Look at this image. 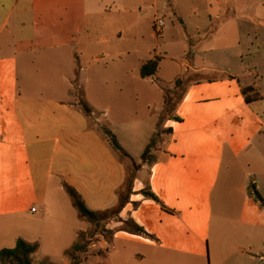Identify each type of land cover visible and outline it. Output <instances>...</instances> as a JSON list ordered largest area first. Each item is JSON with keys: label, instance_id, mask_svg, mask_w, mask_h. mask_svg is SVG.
Instances as JSON below:
<instances>
[{"label": "crops", "instance_id": "0c3cea01", "mask_svg": "<svg viewBox=\"0 0 264 264\" xmlns=\"http://www.w3.org/2000/svg\"><path fill=\"white\" fill-rule=\"evenodd\" d=\"M181 1L0 0V251L22 239L38 245L36 254L47 240L68 243L57 252L70 253L91 231L70 187L91 211L109 214V238L95 236L105 264H264V73L257 60L245 67L264 50L252 52L250 34L232 17L240 0H204L194 15L205 20L191 28ZM157 19L166 20L159 38ZM149 30L156 49L142 57L134 47L131 70L129 36ZM176 45L183 72L166 78ZM155 59L158 72L142 78ZM177 81L183 91L171 108ZM128 98L147 101L156 119H122L123 130L148 132L133 138L138 158L118 141L130 156L123 159L104 121ZM148 188L160 203L144 196Z\"/></svg>", "mask_w": 264, "mask_h": 264}, {"label": "rangeland", "instance_id": "374dc122", "mask_svg": "<svg viewBox=\"0 0 264 264\" xmlns=\"http://www.w3.org/2000/svg\"><path fill=\"white\" fill-rule=\"evenodd\" d=\"M233 0H226V4L231 3ZM182 7L185 11V13L188 15V25L191 28L194 24H196L199 21H203L205 19H200L198 17H196L194 15V10L199 7V9L204 10L206 8V4L204 2V0H182ZM232 5H234L232 3ZM237 9L235 10V12H233L232 17L236 18V21L238 22V24L240 25V30L242 32H245L246 34H250V40L249 42L253 44V49L252 52H254L256 49L260 48L261 51L264 50V0H240V2L237 4ZM257 21H259L257 23ZM103 26L105 27H114L113 25L111 26V24L109 23V20L106 21H102ZM230 28H228L227 30H229ZM152 30H149L147 32H143L140 35L135 34V38L133 37V34H131L129 36V40L127 41V44L130 47V51L129 54L130 56L128 57V59L130 60L131 65L129 66V69H131L133 67V62L132 60L137 56V54H135V50L133 49L135 48H139L140 54L143 55L142 57H148L151 54H153V48L155 47L156 49V45L157 42L156 39H153L152 37ZM142 35V36H141ZM247 42V41H246ZM179 44V43H178ZM95 50V49H94ZM228 53H234L233 51H229ZM183 51L182 48L180 47V45H176L175 48L173 49V55L176 58V61L174 62V64L176 65H172L170 63L165 64L164 66V70H163V76L166 78H172L174 75H176L179 72H183V67L181 65V57H182ZM254 57L253 59H249L248 61L245 62L246 64V69L247 70H251V68L248 66L250 65L252 62H255V60H257V63L259 64V72H260V78L263 77L264 73V55L263 53H260L258 55L253 54ZM197 56V60L199 63L202 62V59L200 58V56ZM92 61V60H91ZM233 62L235 63L234 67L237 66V61L235 59H233ZM90 65H94L95 68H97L96 64L93 62L89 61ZM206 64V63H204ZM252 65V64H251ZM105 63L102 61L100 63V65H98L99 68L104 69ZM95 69L91 70L88 68V71L86 72V74H90L94 71ZM99 70V69H98ZM132 70V69H131ZM131 70H128L129 72ZM236 71H238L237 69H234ZM238 75H242L241 73L237 72ZM259 78V79H260ZM260 81V80H257ZM264 81L261 82V90L260 93L264 94V86H263ZM117 86H115L116 88ZM116 90V89H115ZM183 91V86L180 84L176 85L174 84L173 88L171 89V93L174 96V100L173 97L170 98L169 95L167 96V104L168 107L173 108L174 105L179 101L180 96H181V92ZM77 95H80L79 92H76ZM259 97V94L256 95V97ZM128 100H130V105H123L120 106L119 104H115L114 109H113V114H111L112 116H110L109 120H105L104 121V125L105 127L109 128L111 130V133L113 132V136H115L116 140L119 141V143L121 145H125V148L127 150H130L133 157L138 158L139 155L142 152V147L138 146V145H132V142L134 143V139L136 138L137 140H139V136L141 135V133L146 132V130H139V129H135L132 131H125L122 128V124L121 121L123 118L125 119H129L130 117L134 118V122L137 123H150L152 121H154L156 119V115H152L149 114L148 110L146 109V105L148 104L147 101L145 100H140L137 102V100L134 101L133 98H128ZM127 101V98H126ZM173 101V102H172ZM146 102V103H145ZM127 111L131 112L132 114H128ZM121 114H119V113ZM127 113V114H125ZM124 114V115H122ZM118 121V122H117ZM145 129V128H143ZM148 132H146V134H144L145 136L147 135ZM159 137H161V135H156L154 138V143L152 145V148L156 147V143H158L159 141ZM151 151V150H150ZM123 158V157H121ZM125 159V158H123ZM135 166L134 168H131V174L129 173V181L132 178V173L135 171ZM128 181V182H129ZM84 221H82L83 223ZM84 224V223H83ZM81 228H84L85 226L82 225L80 226ZM92 229V228H91ZM99 229V228H98ZM95 229H93L92 232H88L87 235L91 234V233H95ZM99 234L103 235L105 238H109V235L104 233L102 230H98ZM97 234V235H99ZM87 242V241H86ZM101 242V239H97V238H90V240L85 244L87 247V253L88 254H80V263L81 264H105L106 262V258L104 256V252L101 251L99 248V244ZM97 243V247L92 248V249H88V247H91L93 244ZM68 245V243H65L64 241H60V242H49L48 240L45 242V247L43 249V251L38 252L35 255V259L38 263L40 264H63V260L65 258H68L69 262L72 263V260L70 258V253L68 254H62L57 252V250H62L64 247H66ZM53 249V251H52ZM71 252V251H70ZM51 254V260H47L44 258V255H48ZM100 255H102L101 257H99ZM65 256V257H64ZM67 256V257H66Z\"/></svg>", "mask_w": 264, "mask_h": 264}, {"label": "trees", "instance_id": "16d2710c", "mask_svg": "<svg viewBox=\"0 0 264 264\" xmlns=\"http://www.w3.org/2000/svg\"><path fill=\"white\" fill-rule=\"evenodd\" d=\"M158 70H159V60L158 59L148 61L141 68V77L144 79L152 77L158 72ZM180 83H181L180 81H177V85ZM258 100L259 99H255L254 101H258ZM80 104H81L82 110L87 115H91L92 110L87 106V104L84 103L83 101H81ZM105 133L110 138L113 148L119 153V155L123 158H130L129 154H127L123 150V148L120 146L115 136H113V134L108 130H105ZM153 143H154V140L146 148L143 154V157H142L143 161L147 160ZM135 167L138 168L139 166H135ZM127 187H128V192H131L132 187H133L132 179L128 182ZM252 188L254 189V186ZM67 191L72 199L74 207L78 210L80 217L91 225L92 229L90 232H92L93 229L96 230L94 234L91 233L89 235L87 234L81 235L79 238V241L77 242V244H75L72 251L70 252V258L72 260L71 264H81L79 255L87 252V247L85 244L90 240V238H94L97 234H99L98 230H102L104 233L110 235L109 231H107L105 228V223L109 218V214L107 213L98 214V213L91 211L86 206L81 196L74 189L68 187ZM143 194L146 198L151 199L157 203H160L159 199L155 196V194L151 192L149 188L144 190ZM254 194H255L256 200L262 203L263 199L261 198V196L256 192ZM126 200L127 198L126 199L122 198L121 203L118 209L116 210L115 214L120 213L122 207L125 205ZM126 225H127V228L133 230L137 234H141V235L145 234L143 229L139 228L133 223L127 222ZM37 250H38L37 244H30L20 239L17 241L15 248L3 249L0 251V264H40V263H37L34 259V256ZM103 252L105 254L106 251H103Z\"/></svg>", "mask_w": 264, "mask_h": 264}, {"label": "built area", "instance_id": "2783aa9c", "mask_svg": "<svg viewBox=\"0 0 264 264\" xmlns=\"http://www.w3.org/2000/svg\"><path fill=\"white\" fill-rule=\"evenodd\" d=\"M166 27V20L165 19H157L154 22V34L156 37H161L163 35V32L165 30ZM33 212H35V209H33Z\"/></svg>", "mask_w": 264, "mask_h": 264}]
</instances>
